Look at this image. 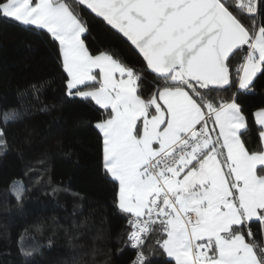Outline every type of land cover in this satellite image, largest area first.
Segmentation results:
<instances>
[{"label": "snow or ice", "instance_id": "1", "mask_svg": "<svg viewBox=\"0 0 264 264\" xmlns=\"http://www.w3.org/2000/svg\"><path fill=\"white\" fill-rule=\"evenodd\" d=\"M77 3L139 52L154 74L150 95L142 72L107 51L89 52L86 24L66 0H0V19L46 32L58 45L65 95L103 110L94 124L100 163L111 206L126 218L131 264H264V106L253 113L259 145L250 150L240 102L264 76V0ZM40 87L32 86L36 100ZM5 136L0 129V151ZM28 191L22 181L7 189L19 203ZM19 250L31 258L39 248Z\"/></svg>", "mask_w": 264, "mask_h": 264}, {"label": "trees", "instance_id": "2", "mask_svg": "<svg viewBox=\"0 0 264 264\" xmlns=\"http://www.w3.org/2000/svg\"><path fill=\"white\" fill-rule=\"evenodd\" d=\"M66 2L86 24L82 40L89 52L107 51L142 72V94L150 95L154 74L129 43L76 1ZM50 40L46 32L0 19V114L20 113L7 123L0 117L7 141V150L0 151V264H130L135 250L124 247L121 235L129 230L126 218L111 206L112 189L100 163L94 124L103 110L65 95L58 45ZM33 85L40 87L38 100ZM234 90L219 94L230 96ZM240 102L248 123L242 139L255 150L259 135L253 113L264 106V76L258 75L254 93L241 94ZM14 181L29 190L22 203L7 192ZM53 186L61 191L51 195ZM40 222L44 227L37 232L32 226ZM21 245L39 251L25 258Z\"/></svg>", "mask_w": 264, "mask_h": 264}, {"label": "water", "instance_id": "3", "mask_svg": "<svg viewBox=\"0 0 264 264\" xmlns=\"http://www.w3.org/2000/svg\"><path fill=\"white\" fill-rule=\"evenodd\" d=\"M74 1H76L77 2V0H74ZM81 6H83V5H81ZM89 13H91V11L89 10V9H87L85 6H83ZM91 14H93L94 16H95V14L94 13H91ZM97 17V16H96ZM97 18H99V17H97ZM100 19H102V18H100ZM114 30V29H113ZM115 32H116V30H114ZM118 33V32H117ZM119 34V33H118ZM121 35V34H120ZM122 36V35H121ZM123 37V36H122ZM124 38V37H123ZM125 40H126V38H124ZM127 41V40H126ZM128 42V41H127ZM129 43V45L136 51V53L142 58V56L139 54V52L130 44V42H128ZM143 59V58H142ZM145 63V62H144ZM145 65H146V63H145Z\"/></svg>", "mask_w": 264, "mask_h": 264}, {"label": "crops", "instance_id": "4", "mask_svg": "<svg viewBox=\"0 0 264 264\" xmlns=\"http://www.w3.org/2000/svg\"><path fill=\"white\" fill-rule=\"evenodd\" d=\"M83 35V34H82ZM81 39H82V36H81ZM94 55H96V54H94ZM257 111V110H256Z\"/></svg>", "mask_w": 264, "mask_h": 264}, {"label": "built area", "instance_id": "5", "mask_svg": "<svg viewBox=\"0 0 264 264\" xmlns=\"http://www.w3.org/2000/svg\"><path fill=\"white\" fill-rule=\"evenodd\" d=\"M131 248V247H130ZM131 264V263H130Z\"/></svg>", "mask_w": 264, "mask_h": 264}]
</instances>
